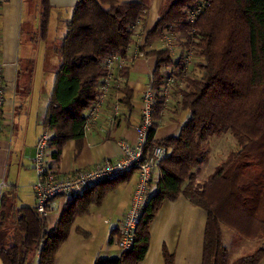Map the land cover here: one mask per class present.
I'll use <instances>...</instances> for the list:
<instances>
[{
  "label": "trees",
  "instance_id": "trees-1",
  "mask_svg": "<svg viewBox=\"0 0 264 264\" xmlns=\"http://www.w3.org/2000/svg\"><path fill=\"white\" fill-rule=\"evenodd\" d=\"M39 4L41 38L45 39L51 9L49 0H39ZM200 6L202 12L192 22L190 12ZM158 16L144 45L138 46L139 56L156 59L149 82L156 94L155 124L145 152L148 155L160 146L170 153L157 170L158 192L144 209L133 249L118 258H99L95 264H140L149 248L150 223L165 201L181 195L206 214L202 264H231L224 244L225 228L244 240L264 241V0H166ZM148 17L144 0H78L57 48L61 66L47 110L53 163L59 161L66 141L80 142L85 137L84 115L99 98L106 58L120 54L127 59L136 31L146 27ZM166 34L175 36L173 44L181 48L178 57L165 46ZM157 41L162 48L156 46ZM189 53L193 60L188 72L178 77L172 90L178 92L188 121L178 136L156 142V130L167 110L160 94L164 70L179 69ZM130 93L124 91L126 101ZM228 134L234 138L235 148L224 156L221 147ZM213 152L216 156L211 159ZM210 161L212 168L216 164L214 171L199 182L203 166ZM50 168L55 171L53 164ZM112 188L101 190L94 198L84 199L88 192L73 197L54 230L35 208L16 209L3 192L0 262L29 264L38 254V264H55L77 217L89 213L92 203L100 204ZM263 257L264 246L232 264H259ZM164 259L165 264H175L174 256L166 251Z\"/></svg>",
  "mask_w": 264,
  "mask_h": 264
},
{
  "label": "crops",
  "instance_id": "crops-1",
  "mask_svg": "<svg viewBox=\"0 0 264 264\" xmlns=\"http://www.w3.org/2000/svg\"><path fill=\"white\" fill-rule=\"evenodd\" d=\"M117 1L136 2L137 0ZM165 1H151L146 27H139L136 31L135 44L129 48L127 53L128 64L126 72L123 74L126 80L125 86L120 91L111 92L102 101L97 119L80 142L68 140L64 143L58 162L53 163L49 152V165L55 166L56 173L65 176L80 169L92 168L105 160L117 161L121 157L120 141L136 143L135 127L140 123L144 108V91L149 86L150 79L156 69V59L138 56L137 49L138 46L144 45L146 34L153 30L157 24L159 10ZM22 2L26 5L28 20L35 18L32 26L26 27L28 42L24 50H21V45H19L21 24L18 23V0H10L0 6V14L6 18L3 22L0 21V27L3 46L2 60L5 65L4 75L7 87L5 117L0 135V184H4V193L7 194L16 209L35 208L37 204L34 185L37 183L38 177L32 160L36 154L38 140L45 129L48 106L57 72L61 66L59 62L61 57L57 48L67 33V25L73 16L78 0H49L51 10L45 39L41 38L40 4L37 14L33 16L31 15L30 0ZM52 24H55L54 27ZM37 33L40 34L39 37L42 40L40 45H36L37 39H34L37 38ZM51 42L56 45L53 49L55 59L49 54V47H40L51 45ZM162 45L161 41H157L158 48H162ZM171 70V67L165 68L163 77L168 75ZM126 89L131 91L130 99L128 98L127 101L124 95ZM177 93L175 90L169 99L161 125L156 130L154 137L156 142L178 136L182 126L188 121L189 115L181 109L180 97ZM124 99L125 101H123ZM90 108L85 112L86 118L90 114ZM215 156L216 154L213 152L211 159ZM211 161L203 166V172L198 177L199 182H203L210 175ZM159 176L160 173L157 171L153 182L154 194L158 192L156 182ZM137 177V173L134 172L116 183L96 185L88 190V193L85 192L84 199L94 198L101 190L112 186L111 191L115 189L113 193H116L114 210L110 218V222L113 221V228L123 219L130 207ZM73 201L74 198L69 197L55 200V210L46 218L50 230H54ZM204 219H207L205 212L183 195L175 201H165L150 223L149 248L140 264H165V251L174 256L175 264H202L206 226ZM78 229L87 233L82 226H78ZM79 231L77 230V234ZM70 237L71 234L61 246L60 252L58 251L55 264H95L99 258H118L122 254L109 251V253H105V256H102L103 248L99 250L93 248L92 252L89 250L87 252L82 249L83 245L79 246L78 244H72L67 249L65 245ZM114 237L115 233L112 229L110 241L115 242ZM81 241L86 240L81 238ZM242 241L253 243L243 239ZM244 242L242 245H245ZM64 249L67 250L63 254ZM32 259H37V264L39 263L38 254L34 255ZM233 262L230 260L231 264ZM0 264L2 263L0 262ZM259 264H264V257Z\"/></svg>",
  "mask_w": 264,
  "mask_h": 264
},
{
  "label": "built area",
  "instance_id": "built-area-1",
  "mask_svg": "<svg viewBox=\"0 0 264 264\" xmlns=\"http://www.w3.org/2000/svg\"><path fill=\"white\" fill-rule=\"evenodd\" d=\"M10 0H0V6L8 3ZM202 7L191 11L189 19L193 22L201 14ZM175 36L166 34L163 42L168 49L178 57L181 48L173 44ZM2 35L0 28V135L3 130L5 117V105L7 87L5 83V65L2 60ZM137 49V55H138ZM139 56V55H138ZM193 54L189 53L179 69L172 70L165 76L164 84L161 86L160 94L165 98L168 104L173 87L177 84L180 76L187 74V66L191 64ZM128 61L122 55L116 54L108 56L104 63L105 76L99 85V98L90 108V114L87 118L86 131L90 130L92 123L97 119L101 110L102 101L113 91H120L126 83L124 72ZM156 94L151 86H148L143 95L144 108L140 118V123L135 127L137 134L136 143H130L122 140L119 143L121 157L117 161L105 160L89 169H80L65 176L56 173L49 166V144L52 138V130L45 125V129L36 145V154L32 160L38 180L34 185L37 204L35 210L42 218H47L54 210V202L61 197L73 198L84 194L96 185L113 182L116 179L137 173V182L130 200V207L122 220L114 227L115 244L121 252H127L133 249L136 232L141 224L144 209L154 195L153 182L159 165L170 153V150L164 147H156L152 153L146 155L145 147L148 136L154 128V104ZM4 184H0V198L4 192Z\"/></svg>",
  "mask_w": 264,
  "mask_h": 264
},
{
  "label": "rangeland",
  "instance_id": "rangeland-1",
  "mask_svg": "<svg viewBox=\"0 0 264 264\" xmlns=\"http://www.w3.org/2000/svg\"><path fill=\"white\" fill-rule=\"evenodd\" d=\"M22 1L23 0H18L17 5H18V11H19L18 23L20 22L21 24V35L19 38V45H21V50H24L28 42L26 38V32H27L26 27L27 26L31 27L33 23V19L35 18H31L28 20L26 5L23 4ZM151 1L152 0H144V3L148 7H151ZM30 2H31V5H30L31 15L35 16V14H37L38 12L37 9L39 5V1L30 0ZM5 19H6L5 16L3 14L2 15L0 14V21L2 20L3 22V20ZM54 25L55 24H52V27H54ZM36 36L37 38H34L35 40L37 39L36 45H40V42L42 41L41 38L39 37L40 34L37 33ZM40 47H43V48L49 47L48 49L50 51L49 54L51 56H54L53 59L56 58L54 51H53V49L56 47L54 42H51V45L50 44L47 46L42 45ZM51 56L49 57L50 59H51ZM59 62L61 65V58ZM224 137H225V142L227 143L223 144V146L221 147V150H222V154L226 156L230 151L234 150L235 141H234V138L230 134L225 135ZM222 141L219 142L218 146H221ZM215 165L213 166L212 170L209 173L214 171ZM114 191L115 189L112 190L111 192H108L103 197L100 204H97L94 202L91 205H89L90 211L88 214L80 215L77 217L74 227H73V231L72 233H70L71 237L68 241L69 243L67 242V244L65 245L67 247L65 248L68 249V246H71L72 244H78L79 246L83 245L82 249H84L87 252L88 250L92 252L93 248L94 250L95 249L99 250L103 248V253L101 254L102 256H105V253H109V251L115 254L122 253L119 247L115 244V242H113V244L110 245L111 232L113 229L112 228L113 221L110 222L111 221L110 218L112 217V212L114 210L113 206L115 204V196H116V193H113ZM90 213H93V214L90 215ZM100 215H101V218H99ZM104 221L108 224H106ZM204 223H206V219H204ZM78 226H82L87 231V233H85L82 230L79 231ZM77 230L79 231L78 234H77ZM223 237H224L225 247L229 254V258L230 260H233V261H236L237 259L242 258L244 256L250 255L255 250L264 246V241H254V242L252 241L253 243H246L242 241V238H240L236 233L226 228L223 230ZM81 238L86 241H81ZM77 239L79 241H76ZM114 240H116L115 237H114ZM243 242L245 243V245H242ZM67 249H64L62 253L64 254L65 250ZM65 256L67 255L65 254ZM29 264H37V259H32L29 262Z\"/></svg>",
  "mask_w": 264,
  "mask_h": 264
}]
</instances>
